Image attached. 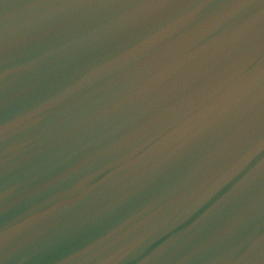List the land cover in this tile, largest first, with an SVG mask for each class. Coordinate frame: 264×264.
<instances>
[{
  "label": "water",
  "instance_id": "obj_1",
  "mask_svg": "<svg viewBox=\"0 0 264 264\" xmlns=\"http://www.w3.org/2000/svg\"><path fill=\"white\" fill-rule=\"evenodd\" d=\"M0 264H264V0H0Z\"/></svg>",
  "mask_w": 264,
  "mask_h": 264
}]
</instances>
